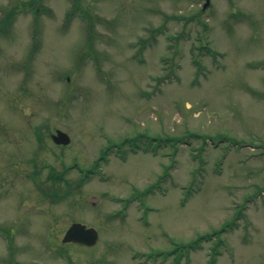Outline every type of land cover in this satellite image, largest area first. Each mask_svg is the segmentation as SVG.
<instances>
[{
    "label": "rangeland",
    "instance_id": "1",
    "mask_svg": "<svg viewBox=\"0 0 264 264\" xmlns=\"http://www.w3.org/2000/svg\"><path fill=\"white\" fill-rule=\"evenodd\" d=\"M31 1L0 0V264H264V0Z\"/></svg>",
    "mask_w": 264,
    "mask_h": 264
},
{
    "label": "water",
    "instance_id": "2",
    "mask_svg": "<svg viewBox=\"0 0 264 264\" xmlns=\"http://www.w3.org/2000/svg\"><path fill=\"white\" fill-rule=\"evenodd\" d=\"M53 137L58 143L70 142V136L60 129H57V134H54ZM62 238L64 242L73 241L82 245L93 246L99 238V233L94 227H87L81 222H74Z\"/></svg>",
    "mask_w": 264,
    "mask_h": 264
}]
</instances>
